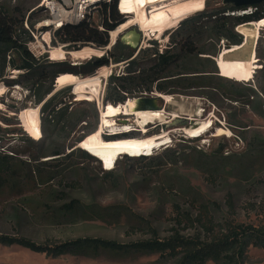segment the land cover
Here are the masks:
<instances>
[{"label": "rangeland", "instance_id": "374dc122", "mask_svg": "<svg viewBox=\"0 0 264 264\" xmlns=\"http://www.w3.org/2000/svg\"><path fill=\"white\" fill-rule=\"evenodd\" d=\"M196 1L173 14L160 6H145L146 28L137 49L123 40L126 29L112 44L108 33L109 44L104 48L92 44L73 48L51 34L45 52L39 48L33 55L36 62L31 69L15 66L22 61L21 55L6 52L5 67L0 70V84L6 87L0 96V157H10L11 175L0 178V234L38 243L96 237L128 244L150 239L148 225L159 238L174 231L207 237L226 223L264 225V154L259 146L264 144V18L254 23L221 19V13L231 15L224 0ZM0 7L15 16L18 8L24 15L20 28L25 31L24 43L30 36L26 26L32 29L48 16L40 0H0ZM258 10L264 16V2ZM90 17L94 25L101 23L99 6ZM223 20L220 28L229 29L240 43L232 44L216 34ZM131 27L140 29L139 24ZM50 47L66 52H58L53 60ZM150 49L158 53L169 49L173 58L160 65ZM107 50L124 60H110L104 77L98 74L102 66L86 72L90 58ZM74 60L79 65H73ZM130 60L142 77L152 68L162 69L157 81L167 88L156 90L154 81L151 91H134L125 95L124 102L112 103L121 106L118 125L103 131L100 114L110 102L105 97L113 92L110 76L125 75ZM61 72L89 81L58 89L54 78ZM92 87L98 90L92 99L76 100L79 91ZM200 102L201 117L211 118V127L196 137L184 135L179 130L196 116ZM28 106L38 109L40 135H33L22 121L20 113ZM135 111L159 112L161 119L141 126L134 120ZM164 130L169 136L157 141L165 144L158 151L133 158L119 156L118 151L107 169L94 153H89L94 157L90 159L76 151L81 145L88 147L96 133L103 140L144 139ZM122 133L129 135L118 137ZM101 169L112 174L106 176ZM71 201L77 208L68 211ZM158 256L99 249L51 257L0 244V264H172ZM240 264H264V250L249 247Z\"/></svg>", "mask_w": 264, "mask_h": 264}, {"label": "trees", "instance_id": "16d2710c", "mask_svg": "<svg viewBox=\"0 0 264 264\" xmlns=\"http://www.w3.org/2000/svg\"><path fill=\"white\" fill-rule=\"evenodd\" d=\"M118 0L102 1L99 5L101 11V25L99 28L91 21H82L76 25H65L62 29L56 30L53 33L58 36V40L62 43H67V46L73 48L80 47L84 44H92L95 47H106L109 44L108 33L115 29L118 25L124 22L125 15L119 12L117 8ZM262 4V3H261ZM260 4L253 5L254 11L248 14L242 15H219L223 16L221 19L232 18L233 21L239 23H254L259 20H263L264 16L261 10H258ZM229 10L245 9L249 7L240 6L235 7L232 4L227 5ZM17 11V16L11 14L7 9L0 7V70L5 67L6 59L5 55L8 50H12L17 56L21 55L19 59V68L25 67L31 69L36 59L26 49L22 33L24 30H20L24 22V15ZM217 17V16H215ZM217 20V19H216ZM225 25V21L221 22L216 29L217 35L225 36L226 39L232 44L240 43V39L233 34L227 28H220ZM169 49L158 53L157 49H150L149 54L157 56L159 64L165 66L173 54H169ZM129 58V57H127ZM110 60L118 62L124 60L119 55H115L112 50H107L105 53L100 52L98 56H93L87 63L88 70L106 66ZM126 65L125 75H113L110 76L109 87L113 92L105 97L106 100L111 103L124 102L125 95L134 91H151L153 82L156 81V90H166V85L158 83L159 75L162 74V69L159 71L151 69L149 74L143 76L142 72L136 73L135 63L133 60L128 61ZM14 63V62H13ZM179 80L178 79L175 82ZM178 83V82H177ZM129 133H122L118 137H127ZM252 145L256 143H250ZM261 147V153L264 154V144L259 145ZM155 149L154 151H158ZM78 156L83 158L93 159L87 151L81 148H77ZM153 151V152H154ZM58 151H54V155H59ZM150 155V154H149ZM149 155H139L147 157ZM124 157L133 158L124 154ZM9 156L4 155L0 157V178L2 175H11ZM102 173L111 175L112 172L106 169H101ZM77 205L74 201L69 204V209L74 210ZM205 226V225H204ZM152 237L147 240H140L131 242L128 244H121L115 240L96 238V237H83L68 240L62 243H38L30 238L24 236H9L0 234V244L3 245H19L30 251L36 253H43L46 256L56 257L61 254H87L88 252H96L99 249H106L111 251H139V252H156L159 254V258L164 261H172V264H206L207 261H211L214 264H240L246 256L249 247L260 248L264 250V225L254 226L250 224L242 223H226L221 229L208 235L207 237H201L200 235L185 236L179 232L174 231L170 236L165 238H159L157 231L150 227Z\"/></svg>", "mask_w": 264, "mask_h": 264}, {"label": "bare ground", "instance_id": "6f19581e", "mask_svg": "<svg viewBox=\"0 0 264 264\" xmlns=\"http://www.w3.org/2000/svg\"><path fill=\"white\" fill-rule=\"evenodd\" d=\"M197 3L196 0H120L119 8L122 13H130V15L122 22L120 25H118L115 29L110 31L111 36V44L116 41L119 34L128 29L129 27L139 24L140 31H145V19H144V11L145 6L152 5L153 7H161L164 12L169 13H177L184 11L188 8H190L194 3ZM254 7H249L245 9H238L239 10H245L248 13L252 12V9ZM132 14V15H131ZM125 33V32H124ZM127 36L123 37V40L126 39ZM128 38V37H127ZM46 40L38 41V44H42L40 48L43 49V52H45L44 44L49 46V42H47L49 39L48 37L45 38ZM110 44V45H111ZM87 46H83L81 48H84ZM51 48V47H50ZM80 48V49H81ZM60 50V51H59ZM65 51L63 48L59 47V49H52L51 48V55L52 59L56 60L58 57V52ZM78 50H73L72 52H75ZM49 52V53H50ZM66 52V51H65ZM60 54V53H59ZM62 55V54H61ZM60 55V56H61ZM75 63H78L76 65H79V61L74 60L73 65ZM108 71L107 66H102L98 70V74L100 77L106 76ZM20 71L16 69L15 73H19ZM56 86L58 89L69 86V85H77L79 83H87L89 79L81 78L80 76L72 73V72H61L54 78ZM6 92V87L3 84H0V96L1 94H4ZM25 92V91H24ZM77 92V91H76ZM98 90L94 87L88 88V91L85 93L79 91L76 95L78 97L77 101H82L83 99H86V97L89 99H92L93 95L97 94ZM19 94V93H18ZM102 97V96H101ZM121 106L117 104H112L111 102H108L103 106L101 109L100 114V122H101V128L104 130V128H109L111 130L116 129L117 127V121L116 118L120 114ZM38 109L32 106L26 107L21 113L22 121H24L27 126L29 127V130L32 132L33 135H40L41 130V124H40V117L38 115ZM136 113V114H135ZM135 118L136 123H139L141 126H145L147 122L154 120L155 118L158 119L159 112H151L153 114H147V113H140L139 111H135ZM195 117H191V122L186 126L184 129H180L179 131L183 134L187 133L189 136H195L203 131L208 130L211 127L212 119L207 117L203 118L201 117L202 114V105L201 102L196 105L195 109ZM174 115V114H173ZM133 116V117H134ZM177 116V115H176ZM160 117V116H159ZM168 117V116H167ZM161 119V117L159 118ZM158 119V120H159ZM163 119V117H162ZM167 119V118H166ZM135 124V123H134ZM185 126V125H184ZM189 130V131H185ZM219 133L224 132L222 129L218 130ZM169 132H158V133H152L150 135H147L144 139H137V138H121L119 140L117 139H111V140H103L99 133H96L94 138L92 137L91 142L89 143V146H85L86 149L91 150L92 153L99 156L102 160L103 167L110 168L113 164V157H115L116 152L120 151H126V152H139L141 149L149 148L153 144H155L158 140H162L166 138L165 136L168 135ZM184 134V135H187ZM225 134V133H224ZM31 136V135H30ZM166 140V139H165ZM164 140V141H165ZM161 142V141H160ZM136 154V153H135Z\"/></svg>", "mask_w": 264, "mask_h": 264}, {"label": "built area", "instance_id": "2783aa9c", "mask_svg": "<svg viewBox=\"0 0 264 264\" xmlns=\"http://www.w3.org/2000/svg\"><path fill=\"white\" fill-rule=\"evenodd\" d=\"M102 1L104 0H40L43 12L48 16L38 21L32 29H29L24 23L30 34L28 40L24 43L26 49L36 56V51L40 52V49H42L39 47L38 41L46 40V37H49L56 30L62 29L65 25H76L82 21H91L92 9L97 8ZM119 3L120 0L117 2V8L121 12ZM237 11L229 10L228 12L234 15ZM97 26L102 28L101 23Z\"/></svg>", "mask_w": 264, "mask_h": 264}, {"label": "water", "instance_id": "95a60500", "mask_svg": "<svg viewBox=\"0 0 264 264\" xmlns=\"http://www.w3.org/2000/svg\"><path fill=\"white\" fill-rule=\"evenodd\" d=\"M263 2L264 0H243V1L242 0H224L223 1V3L232 4L235 7H240V6L251 7L253 5L261 4ZM124 36L128 37V38L126 37L125 41L131 48L137 49L139 47L141 37H142L140 30H136L134 27H131L130 29H127L125 31ZM262 51L264 53V38H262Z\"/></svg>", "mask_w": 264, "mask_h": 264}]
</instances>
